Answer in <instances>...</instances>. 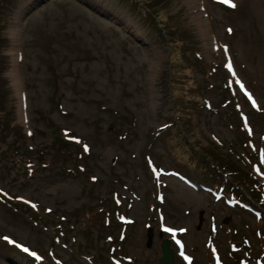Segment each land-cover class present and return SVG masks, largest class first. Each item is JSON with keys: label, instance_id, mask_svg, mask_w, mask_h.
<instances>
[{"label": "rangeland", "instance_id": "1", "mask_svg": "<svg viewBox=\"0 0 264 264\" xmlns=\"http://www.w3.org/2000/svg\"><path fill=\"white\" fill-rule=\"evenodd\" d=\"M140 1L189 30L195 75L131 0L4 10L0 264H156L162 237L174 264H264V0ZM194 76L204 105L178 113L207 155L195 168L163 140L177 119L166 87L176 99ZM222 157L256 180L259 207L223 192Z\"/></svg>", "mask_w": 264, "mask_h": 264}, {"label": "trees", "instance_id": "2", "mask_svg": "<svg viewBox=\"0 0 264 264\" xmlns=\"http://www.w3.org/2000/svg\"><path fill=\"white\" fill-rule=\"evenodd\" d=\"M14 0H0V29L2 28V19H3V12L5 9L11 8ZM121 2H128L130 0H119ZM151 0H146V3ZM132 9H134L136 12L142 13L143 18L146 20L148 24L151 25L152 28H154L156 34L162 38V40L167 44V42L170 40L169 38H173L174 40L179 39L180 47H182L181 52L186 53V46L185 41H188L189 39V30L185 29L186 32L180 28H176L172 24L171 15H168V21L164 20L162 22L161 19H159L156 16V8L152 9L151 7L147 6L144 2L140 0H131ZM150 5V4H149ZM176 13V11H175ZM1 34V33H0ZM187 36V37H186ZM188 38V39H187ZM0 40L2 41V37L0 36ZM184 44V45H183ZM192 57L189 55V52L183 54L184 59V65L182 66L185 69H189L190 73L194 74V70L198 67H204L205 63L201 60V58L194 53V47L190 46ZM189 55V56H187ZM2 53L0 52V98L1 95L3 96V88H1V85L3 84V76H2ZM190 59V60H189ZM189 60V61H188ZM188 63V65H187ZM171 65L170 70H167V82L172 85V83H175L176 78H178V74L180 73V67H176V63H174V66ZM172 82V83H170ZM169 84L166 87V90L170 93L169 98L170 101L173 103L172 106L175 109L173 111V115L177 117V119H169L166 121V127L167 130L163 134V140L167 146V149L174 157H176V160L179 161L181 164H183L186 167H198L200 164L203 165V161L207 160V155L200 150L198 147H194V141L189 139L185 130V127H182L180 122V116L178 112H180L179 108H185L192 107L194 110H199L204 105V97H203V91H204V83L201 80V82L194 76L191 77V82L189 84V87L186 88L185 92L181 93L180 96H178L176 99L171 94V89L169 88ZM172 97V98H171ZM10 110V109H9ZM7 123V124H6ZM5 125H8V128H12L13 131H15L14 126H17V132L20 134V126L19 125H13L11 120L10 122L6 120ZM222 162L219 161L218 169L219 173L222 175H225V173L230 174V184L228 183L229 188L223 189V192L228 193L231 192L235 194L236 196L245 195L248 194L249 199H251L254 203L258 204V207L260 206V203L256 200L254 201L253 198L256 196V190H257V182L255 179L251 178L244 170H236L234 166H232L230 163L227 164L224 162L226 160L225 158H221ZM198 162V164L196 163ZM213 165H216L212 162ZM236 173V175H235ZM215 181L218 183L220 179L216 177ZM212 186L215 184L214 182L210 183ZM218 185V184H217ZM220 188L222 185V182L219 184ZM261 218V217H260Z\"/></svg>", "mask_w": 264, "mask_h": 264}, {"label": "water", "instance_id": "3", "mask_svg": "<svg viewBox=\"0 0 264 264\" xmlns=\"http://www.w3.org/2000/svg\"><path fill=\"white\" fill-rule=\"evenodd\" d=\"M160 254L157 258L156 264H174L172 249L169 246V240L167 237H162L159 240Z\"/></svg>", "mask_w": 264, "mask_h": 264}, {"label": "bare ground", "instance_id": "4", "mask_svg": "<svg viewBox=\"0 0 264 264\" xmlns=\"http://www.w3.org/2000/svg\"><path fill=\"white\" fill-rule=\"evenodd\" d=\"M12 49L14 50V47H12ZM10 74H11V78H12V80H13V83H15L16 84V79H15V70H14V67H12V69H11V71H10ZM16 86H17V89L19 90V87H18V85L16 84Z\"/></svg>", "mask_w": 264, "mask_h": 264}, {"label": "snow or ice", "instance_id": "5", "mask_svg": "<svg viewBox=\"0 0 264 264\" xmlns=\"http://www.w3.org/2000/svg\"><path fill=\"white\" fill-rule=\"evenodd\" d=\"M222 2L229 4L230 7H233V8L236 7V4L233 3L232 0H222ZM229 31H231V30H229ZM229 67H231V65H229ZM262 162H264V161H262ZM25 251H27V249H25Z\"/></svg>", "mask_w": 264, "mask_h": 264}]
</instances>
